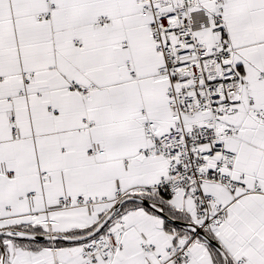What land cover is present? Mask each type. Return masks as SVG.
Here are the masks:
<instances>
[{"label":"snow or ice","instance_id":"6c2138e0","mask_svg":"<svg viewBox=\"0 0 264 264\" xmlns=\"http://www.w3.org/2000/svg\"><path fill=\"white\" fill-rule=\"evenodd\" d=\"M0 264H264V0H0Z\"/></svg>","mask_w":264,"mask_h":264}]
</instances>
